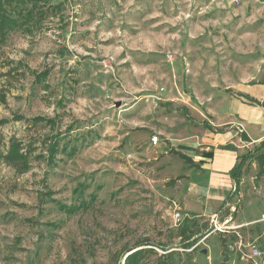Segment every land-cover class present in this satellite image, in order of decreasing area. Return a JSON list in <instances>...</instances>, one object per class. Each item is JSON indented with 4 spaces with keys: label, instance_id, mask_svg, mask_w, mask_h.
Returning <instances> with one entry per match:
<instances>
[{
    "label": "rangeland",
    "instance_id": "rangeland-1",
    "mask_svg": "<svg viewBox=\"0 0 264 264\" xmlns=\"http://www.w3.org/2000/svg\"><path fill=\"white\" fill-rule=\"evenodd\" d=\"M52 4L59 9L39 29L0 45V264H122L137 243L152 245L144 264H264L256 164L227 194L234 210L212 207L211 218L198 207L208 191L191 187L175 153L199 138L200 114L227 112L210 87L264 82V0ZM45 70L39 85L34 74ZM11 140L27 155L24 170L1 159ZM185 227L188 248L177 236Z\"/></svg>",
    "mask_w": 264,
    "mask_h": 264
},
{
    "label": "crops",
    "instance_id": "crops-1",
    "mask_svg": "<svg viewBox=\"0 0 264 264\" xmlns=\"http://www.w3.org/2000/svg\"><path fill=\"white\" fill-rule=\"evenodd\" d=\"M209 89L213 95L216 94V98L223 101L226 99L227 112L220 118L217 116L216 106H211L205 113L200 114L203 117L201 120L202 123L204 122L203 126L208 125L212 130L205 127L197 128L199 138L181 144L184 151L179 153L189 157L195 165L189 167L191 174L186 176L191 187L195 186L209 193V199H204L200 195L199 213L202 215L210 213V217L213 218L217 214L211 213L212 207L231 206L227 194L232 192L234 186L236 189L237 185L229 176V172L239 164L242 156L248 152L255 153L264 140V108L248 105L247 101L239 96L247 94L257 101H262L264 82L251 83L242 79L238 83L226 86L223 90L212 87ZM228 90L236 92L237 95L230 96V92H225ZM222 127H225L223 131H216L221 130ZM243 135L247 138L246 141L243 140ZM195 150L200 153L191 157L187 155V152ZM205 153L211 156L206 157ZM251 167L256 168L254 164ZM245 168L246 165L242 171ZM230 210L234 208L231 206ZM226 218L230 220L231 216L228 215Z\"/></svg>",
    "mask_w": 264,
    "mask_h": 264
},
{
    "label": "trees",
    "instance_id": "trees-1",
    "mask_svg": "<svg viewBox=\"0 0 264 264\" xmlns=\"http://www.w3.org/2000/svg\"><path fill=\"white\" fill-rule=\"evenodd\" d=\"M58 9L59 5H53L52 0H0V45L6 41L8 35L12 32H19L23 35H31L34 31L41 27L42 22L46 18L55 15L57 12L56 10ZM27 71H29V69H27ZM34 77L37 84L43 85L48 77V71L45 70L41 73L34 74ZM239 96L243 97L242 95ZM245 100L250 105H256L264 108V99L262 101H257L247 96ZM2 102L4 103L3 97ZM17 120H21V118H18ZM32 122H45L46 124L52 123L51 120L44 118H34L32 119ZM3 124H5V121H0V126ZM205 128L212 130L208 125H205ZM216 131L221 132L222 130ZM242 137L243 140H247L245 135ZM58 144L59 141L55 138V140L47 147L46 162L49 165L54 164V160L58 155ZM259 149V151L256 150L255 153L248 152L245 156H242L239 164L229 172V176L234 180L236 185L239 183L242 169L246 162L256 164L258 171L255 180L264 174V140L261 142ZM176 155L188 166H195L189 157L181 153H176ZM204 156L209 157L211 154L205 153ZM1 159L6 164L13 167H22L23 170L28 167L27 155L21 152L19 143L14 140L10 141V145L5 152V155L1 156ZM169 182L173 183L174 181ZM188 230L189 229L185 227L177 232V236L182 242L183 248H188L192 245L190 239L193 232L189 233ZM223 243L224 241H222L221 246ZM146 246L149 247L142 248ZM162 252H164V254L160 256L162 259H168L174 255V251L167 252L166 250H162ZM151 253H153L152 245L137 243L133 248L126 251L122 264H144V259ZM161 264L165 263L162 262Z\"/></svg>",
    "mask_w": 264,
    "mask_h": 264
},
{
    "label": "built area",
    "instance_id": "built-area-1",
    "mask_svg": "<svg viewBox=\"0 0 264 264\" xmlns=\"http://www.w3.org/2000/svg\"><path fill=\"white\" fill-rule=\"evenodd\" d=\"M157 143H158V137L157 136L151 137V144L153 146H156ZM235 191H236V189H235V186H234L232 188V192H235ZM171 219H172V221H173V223H174L175 226H178L179 223L182 221V217H181L180 213L178 211H176V210L173 212V214L171 216ZM229 222H230V220L227 219V218L224 219L221 222V227L223 228V230H228V228H229L228 227V223ZM225 232H227V231H225ZM260 256H261V254H260V252L257 249L252 248L250 250V259H252L253 261H256V260L260 259Z\"/></svg>",
    "mask_w": 264,
    "mask_h": 264
},
{
    "label": "water",
    "instance_id": "water-1",
    "mask_svg": "<svg viewBox=\"0 0 264 264\" xmlns=\"http://www.w3.org/2000/svg\"><path fill=\"white\" fill-rule=\"evenodd\" d=\"M203 253H206V251L204 250Z\"/></svg>",
    "mask_w": 264,
    "mask_h": 264
}]
</instances>
